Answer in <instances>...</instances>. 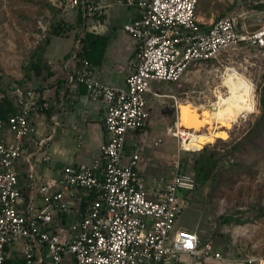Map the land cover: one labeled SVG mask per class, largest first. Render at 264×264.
Wrapping results in <instances>:
<instances>
[{
  "label": "built area",
  "instance_id": "1",
  "mask_svg": "<svg viewBox=\"0 0 264 264\" xmlns=\"http://www.w3.org/2000/svg\"><path fill=\"white\" fill-rule=\"evenodd\" d=\"M119 1L140 10L137 17L123 23L138 39L125 84L99 81L85 58L70 75L91 98L104 103L106 137L100 145V159L64 165L56 178L38 185L30 164V188L25 194L15 162L22 153L23 138L36 131L30 112L45 103L34 88L11 89L17 109L0 118V128L6 127L13 136L9 140L0 136V264L10 256L24 257L26 264H42L45 259L59 263L66 255L70 264H200L201 257L224 261L211 240L201 242L196 230L176 226L185 198L194 188V176L180 171L177 160L164 186L150 188V194L138 170L139 145L135 143L128 156L125 145L128 133L146 124L147 93L158 94L152 90V80L176 82L191 65L217 57L241 41L264 48V23L239 32L234 16L224 15L210 19L203 28L199 0ZM62 2L69 8L80 4L85 13L101 8L93 0ZM189 130L175 120L172 132L180 148ZM77 189L93 191L95 197L79 219L64 224L57 215L71 209L67 197ZM182 253L189 257L181 259ZM251 263L264 264V256L243 261Z\"/></svg>",
  "mask_w": 264,
  "mask_h": 264
},
{
  "label": "rangeland",
  "instance_id": "2",
  "mask_svg": "<svg viewBox=\"0 0 264 264\" xmlns=\"http://www.w3.org/2000/svg\"><path fill=\"white\" fill-rule=\"evenodd\" d=\"M62 1L0 0V90L7 92L16 86L36 87L40 78L30 68L32 60L38 55L45 59L47 54L53 58L61 57L73 45L79 27L62 35H53L46 41L51 23L75 19L76 10L66 7ZM260 3L264 0H199L197 9L205 22L217 16L233 15L245 31L264 23V6L258 5ZM231 70L246 82L252 103L243 111L238 110L235 103L221 108L210 106L212 116H220L232 125L227 138L206 142L224 153L222 162L230 168L223 167L212 180L199 183L186 196L178 216L181 227L197 230L203 240L210 238L214 248L223 254L224 261L201 257L200 264H243L249 257L264 256V214L259 208L264 204V149L258 154L249 151L241 156L226 152L258 117V96L264 81V48L241 41L224 49L217 57L191 65L176 82L154 80L153 87L159 89V93L147 95V105H152L154 111L149 112L147 131L137 133L135 138L142 144L146 160L152 153L163 154L165 149H171L172 144L166 139L170 136L162 135L165 129L154 128L158 120L165 119L156 113V109L164 105L173 108L167 117L164 116L172 124L177 99L196 104L214 102L225 92V87L220 85ZM172 129L173 125L169 131ZM158 131L160 134L155 136L153 133ZM154 141L158 142L155 144ZM261 145L264 147V142ZM175 149L171 154L172 165L178 160V169L182 166L192 173L194 151ZM235 158L239 161L235 162ZM223 215L239 221H224L220 217ZM188 257V254H181V259Z\"/></svg>",
  "mask_w": 264,
  "mask_h": 264
},
{
  "label": "crops",
  "instance_id": "3",
  "mask_svg": "<svg viewBox=\"0 0 264 264\" xmlns=\"http://www.w3.org/2000/svg\"><path fill=\"white\" fill-rule=\"evenodd\" d=\"M93 2L100 5L101 8L97 12L84 13L85 27L98 33L107 34L108 41L100 63L93 65L89 63V68L92 75L101 82L124 85L126 75L132 69L135 61L134 54L138 39L123 28V23L137 17L140 10L133 4L129 5L119 0H93ZM73 9L76 10V8ZM201 25L205 28L208 23L205 22ZM77 42L78 37L61 57L53 58L48 54L45 55L53 73L47 79H38V85L41 86L39 90L34 87L38 93L39 101L44 102L45 107L30 112L29 119L34 123L36 131L23 138V150L15 162L24 193H28L30 188V179L27 175L30 164H32L35 172L33 182L38 185L46 179L56 178L64 165L79 162L92 163L95 159L101 158L100 145L106 137L103 125L105 106L100 98H91L75 77L70 78V75H74L75 70L82 66V61L78 60L75 54ZM153 81L151 82L152 90L158 92L159 89L153 87ZM6 93L12 98L17 109L13 94H9L11 89H8ZM3 94L4 92L0 90V96ZM148 94L154 93L148 92ZM150 106L152 107V105ZM161 117L165 119L158 120L154 128L157 130L165 129L162 135L164 137L167 134L170 136L166 139L167 142L170 141L169 144H172L171 149H165L163 154L152 153L153 155H149L151 157H148L147 160L144 159L142 144L135 138L137 133L143 134L147 131L148 117L143 129L128 133L125 145L126 156L131 153L135 143L139 145L138 170L145 178L149 192L152 187L164 186L174 170L171 154L174 148L180 149L177 146L178 140L172 132L173 129L169 131L172 125L174 127V124H171L168 118ZM153 134L157 136L160 132ZM0 136L8 140L13 138L11 131L6 127L0 128ZM173 136L174 140H172ZM41 140H44L42 145H40ZM86 191L77 189L74 195L67 197L71 209L60 211L57 219L64 224L75 220L73 216L77 212L80 195ZM178 219L176 226H181ZM18 247V251H20V245ZM49 263L70 264V256H64L59 263L45 259L42 264Z\"/></svg>",
  "mask_w": 264,
  "mask_h": 264
},
{
  "label": "trees",
  "instance_id": "4",
  "mask_svg": "<svg viewBox=\"0 0 264 264\" xmlns=\"http://www.w3.org/2000/svg\"><path fill=\"white\" fill-rule=\"evenodd\" d=\"M258 5L264 6V3H260ZM84 11L85 10L79 4L76 7L74 21L59 19L51 23L47 30L46 41L50 40L53 35H62L70 31L71 29L75 30L79 27L77 34V48L75 50V54L78 57V60L82 61V59L85 58L91 65L98 64L102 60L105 46L108 41V35L98 33L94 30L86 28L84 24ZM218 17L220 16H217L216 18ZM236 27L239 32L244 31L237 22ZM30 68L33 71L34 75L41 79H47L53 73L50 64L47 60L43 59L41 55H38L34 60H32ZM82 86L85 88L83 84ZM40 88L41 86L37 85L35 89L39 90ZM3 92L4 94L0 96V118L4 119L9 113L15 111L16 107L13 104L12 98L5 91ZM258 108V117L251 125V127L246 130L245 134L240 139L233 142L227 148L228 151L226 152H229L230 155L241 156L242 154L248 153L249 151L258 154L260 150L264 149V147L261 145L262 142H264V81L260 85ZM174 122L175 117L173 118L172 124H174ZM223 155L224 153L220 152L219 149L204 144L202 148L194 151V157L191 162L192 173L182 169V166L179 168V170L182 172H189L194 176L195 188L199 185V183H204L209 179L212 180L217 175L218 171L223 167H227V170L230 168L228 165H225L222 162L224 157ZM238 161L239 158H235V162ZM194 188L191 190V192L194 190ZM94 197L95 193L93 191H86L80 195L77 212L74 214L73 219H79L81 217L86 205ZM259 208L261 210V214H264V204L259 205ZM220 217L224 221L238 220L230 215H223ZM198 235L201 239V242L206 241L202 239L199 233ZM209 240L211 239L209 238ZM5 264H26V261L24 257L21 256H10L5 259Z\"/></svg>",
  "mask_w": 264,
  "mask_h": 264
},
{
  "label": "bare ground",
  "instance_id": "5",
  "mask_svg": "<svg viewBox=\"0 0 264 264\" xmlns=\"http://www.w3.org/2000/svg\"><path fill=\"white\" fill-rule=\"evenodd\" d=\"M225 87V92L217 96V100L207 104H196L190 100H178L177 103H184L182 107V119L180 124L190 128L187 136L182 139L183 148L188 150H197L204 146L206 142L214 141L216 138L225 139L228 137V129L232 123L210 114V106L218 108L224 105L235 103L238 110L249 109L252 100L250 90L245 81H243L232 70L221 82ZM197 105V106H195ZM199 110V113L195 110ZM241 112V111H240ZM243 113V112H242ZM239 114V113H238Z\"/></svg>",
  "mask_w": 264,
  "mask_h": 264
},
{
  "label": "flooded vegetation",
  "instance_id": "6",
  "mask_svg": "<svg viewBox=\"0 0 264 264\" xmlns=\"http://www.w3.org/2000/svg\"><path fill=\"white\" fill-rule=\"evenodd\" d=\"M171 108L168 107L167 105H164V106H161L159 107L158 109H156V113L160 116H167L168 114H170L171 112ZM148 111L150 112H153L154 111V107L152 106H149L148 107ZM170 124V122H168Z\"/></svg>",
  "mask_w": 264,
  "mask_h": 264
},
{
  "label": "water",
  "instance_id": "7",
  "mask_svg": "<svg viewBox=\"0 0 264 264\" xmlns=\"http://www.w3.org/2000/svg\"><path fill=\"white\" fill-rule=\"evenodd\" d=\"M185 104L184 103H176V105H175V117H176V121L177 122H181V119H182V107L184 106ZM195 106H197V105H195ZM200 110V109H199ZM199 110L197 109V110H195V112H197V113H199ZM205 144H207V143H205Z\"/></svg>",
  "mask_w": 264,
  "mask_h": 264
}]
</instances>
